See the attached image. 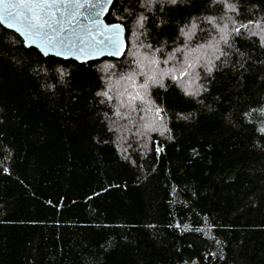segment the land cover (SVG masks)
I'll list each match as a JSON object with an SVG mask.
<instances>
[{"label":"trees","instance_id":"16d2710c","mask_svg":"<svg viewBox=\"0 0 264 264\" xmlns=\"http://www.w3.org/2000/svg\"><path fill=\"white\" fill-rule=\"evenodd\" d=\"M121 59L0 23V264H264V0H115Z\"/></svg>","mask_w":264,"mask_h":264},{"label":"water","instance_id":"95a60500","mask_svg":"<svg viewBox=\"0 0 264 264\" xmlns=\"http://www.w3.org/2000/svg\"><path fill=\"white\" fill-rule=\"evenodd\" d=\"M45 3V0H30ZM115 0H46L51 7L40 12L45 27L31 29L20 22L5 19V28L17 33L27 48H36L44 56L88 63L104 58L121 59L127 49V29L120 22L106 19ZM17 0H0V16L7 11L30 15L27 9H11ZM39 11V10H38Z\"/></svg>","mask_w":264,"mask_h":264},{"label":"snow or ice","instance_id":"6c2138e0","mask_svg":"<svg viewBox=\"0 0 264 264\" xmlns=\"http://www.w3.org/2000/svg\"><path fill=\"white\" fill-rule=\"evenodd\" d=\"M8 7L11 9H27L30 15H24L18 11H7L6 15L0 16V23H3L5 19L15 22L23 20L29 28L40 29L47 24V21L41 18L40 12H42L45 7H51V5L47 4L46 0L45 3H32L30 0H17V3L11 4Z\"/></svg>","mask_w":264,"mask_h":264}]
</instances>
